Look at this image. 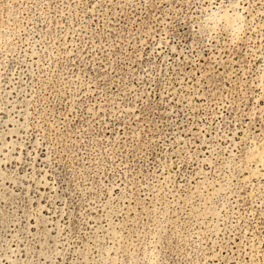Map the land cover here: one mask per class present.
<instances>
[{
  "label": "rangeland",
  "instance_id": "1",
  "mask_svg": "<svg viewBox=\"0 0 264 264\" xmlns=\"http://www.w3.org/2000/svg\"><path fill=\"white\" fill-rule=\"evenodd\" d=\"M0 264H264V0H0Z\"/></svg>",
  "mask_w": 264,
  "mask_h": 264
}]
</instances>
